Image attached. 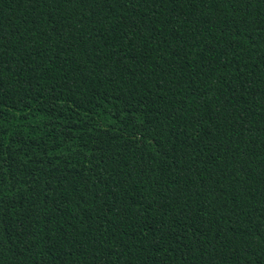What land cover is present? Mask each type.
Segmentation results:
<instances>
[{
	"label": "trees",
	"instance_id": "1",
	"mask_svg": "<svg viewBox=\"0 0 264 264\" xmlns=\"http://www.w3.org/2000/svg\"><path fill=\"white\" fill-rule=\"evenodd\" d=\"M0 264H264V0H0Z\"/></svg>",
	"mask_w": 264,
	"mask_h": 264
}]
</instances>
